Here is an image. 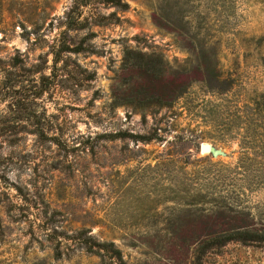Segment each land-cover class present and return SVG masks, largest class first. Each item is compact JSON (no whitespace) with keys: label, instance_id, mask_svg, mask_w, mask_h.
<instances>
[{"label":"rangeland","instance_id":"374dc122","mask_svg":"<svg viewBox=\"0 0 264 264\" xmlns=\"http://www.w3.org/2000/svg\"><path fill=\"white\" fill-rule=\"evenodd\" d=\"M121 2L91 0L75 32L73 0H0V264H102L89 237L122 264H264V242L197 260L204 205L187 199L205 173L219 177L264 238V0ZM154 12L191 29L165 32ZM194 38L207 49L192 53ZM197 66L216 68L213 89ZM174 83L188 90L172 105L129 103Z\"/></svg>","mask_w":264,"mask_h":264},{"label":"trees","instance_id":"16d2710c","mask_svg":"<svg viewBox=\"0 0 264 264\" xmlns=\"http://www.w3.org/2000/svg\"><path fill=\"white\" fill-rule=\"evenodd\" d=\"M73 7L68 12L64 26L66 30L71 31H81L87 25L92 17L86 16L82 18L83 12L81 8L87 7L91 4V0H73ZM95 2L99 5L105 7H114L116 10L120 12H126L128 10V5L126 3L121 2V0H95ZM159 2V0H158ZM95 22L102 24V21H106L105 18H99ZM153 23L161 30L168 33H175L174 27L180 28V32L186 31V27L191 29V25L188 23L174 25L169 22L167 19L162 18V16H158L155 12L152 16ZM196 30L201 32L205 29V24H201L200 26L195 27ZM205 31V30H204ZM207 31V29H206ZM196 43V44H195ZM195 44V45H194ZM190 50L192 53H195L196 50L204 51L209 46L206 40H199L194 38L193 43H189ZM71 52L78 53L80 48H67ZM202 53V52H201ZM130 52H126V56L124 58V64L129 62L128 55ZM203 54V53H202ZM56 63V60H54ZM135 63L129 66V68L135 67ZM141 65L139 64V68L141 69ZM125 67V65H124ZM146 72L148 70L145 69ZM197 71L200 72L202 77V81L206 84H209L211 81H220V74L217 72L215 68V74L209 73L206 69L204 70L201 66H197ZM151 80L156 83L157 82V74L150 75ZM141 84V83H140ZM210 85V89H213L212 84ZM141 86V85H140ZM188 90V85L182 84H173V86L168 89L167 95L162 97V95L153 96L149 102L140 101H131L129 103L135 105L149 106V105H172L175 101L180 99ZM42 92V90H41ZM122 102L117 101V96L114 94V105H121ZM33 117H36L35 114H32ZM38 137L41 140L45 139H53V137L45 136L43 130H37ZM124 134H117L115 136H110V139L114 140L117 138H124ZM135 139L140 141H150L148 137L142 136H132ZM223 182L219 177L215 175L204 174V177L201 180V184L198 186L196 190H194L191 194L188 195L187 199L192 201H199L204 205V208L201 209V219L207 228L206 232L201 236L199 240V251L197 253L196 259L199 260L200 257L205 255L208 251H217L225 244L230 242H264V238L257 235H252L250 233V220L248 221V213L244 211V208L241 207V204L237 200H234L229 196V191L226 188L227 185ZM87 252L92 254H97L101 257L102 264H113L119 263L122 264L121 256L118 250H116L112 243H96L92 238H86L83 240L81 244ZM103 254H102V252ZM101 253V254H100Z\"/></svg>","mask_w":264,"mask_h":264},{"label":"water","instance_id":"95a60500","mask_svg":"<svg viewBox=\"0 0 264 264\" xmlns=\"http://www.w3.org/2000/svg\"><path fill=\"white\" fill-rule=\"evenodd\" d=\"M199 152L201 154H208V155H210L213 158L218 157V156H221V157H225L226 156V154L222 150L216 149V148H214L213 146H211L210 144H207V143L201 144Z\"/></svg>","mask_w":264,"mask_h":264}]
</instances>
